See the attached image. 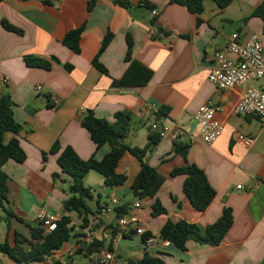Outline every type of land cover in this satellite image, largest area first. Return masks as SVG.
Wrapping results in <instances>:
<instances>
[{
    "label": "crops",
    "instance_id": "1",
    "mask_svg": "<svg viewBox=\"0 0 264 264\" xmlns=\"http://www.w3.org/2000/svg\"><path fill=\"white\" fill-rule=\"evenodd\" d=\"M119 2L0 0V97L10 95L14 119L21 126L16 134L5 133L4 142L17 138L26 156L21 163L9 160L3 167L8 204L6 209L0 207V244L14 246L18 238L36 242L31 230L40 229L36 215L42 209L70 217L73 226L69 240L42 260L21 263L0 252V264H101L98 252L87 253L90 231L95 232L94 240L110 245V264H131L146 254L165 264H264V121L234 113L248 88L264 90V79L224 91L208 79L214 52L233 34L244 40L264 30V19L253 15L264 0H234L225 8L205 1L199 15L171 0ZM4 21L13 29H7ZM81 26L80 52H75L63 39ZM109 33L112 38L102 48ZM128 39L132 58L151 76L140 86L114 87L112 79H120L130 64L125 60ZM26 58L43 59L50 67L28 65ZM96 58L107 74L95 66ZM207 101L222 106L217 118L223 131L210 145L199 138L195 118ZM90 112L110 123L118 112L129 114L131 126L123 143L130 147L147 145L154 123L177 129L179 135L174 139L169 132L144 157L163 177L153 197L134 195L141 164L129 152L116 168L127 178L123 184L106 185L99 173L90 171L84 179L92 195L88 205L93 211L100 208L88 215L85 228L80 215L64 210L71 178L58 164L59 153L50 150L58 141L60 151L69 146L83 160H101L108 154L111 146L97 148L81 124ZM239 133L254 139L250 148L236 142ZM183 147L186 157L178 150ZM186 164L203 170L216 192L204 211L195 209L184 193L185 176L172 175ZM113 199L115 211L102 213ZM156 200L166 213L153 215ZM225 208L231 209L233 223L218 245L189 240L181 249L160 237L169 220L196 224L204 232ZM122 217L130 221L126 229L119 225ZM137 228L156 243L147 246Z\"/></svg>",
    "mask_w": 264,
    "mask_h": 264
},
{
    "label": "trees",
    "instance_id": "2",
    "mask_svg": "<svg viewBox=\"0 0 264 264\" xmlns=\"http://www.w3.org/2000/svg\"><path fill=\"white\" fill-rule=\"evenodd\" d=\"M186 6L188 11L194 14H202L204 11L205 1H213L219 8H225L234 0H171ZM119 2V0H117ZM122 4L121 2H119ZM123 5H128L124 3ZM92 6V3L89 4ZM254 16H259L264 19V4L259 5L253 12ZM7 29H13L7 22H3ZM83 26L78 29L68 32L63 43L75 52H80L79 39L83 30ZM112 38L109 33L102 44L104 48ZM126 62H129V67L125 74L120 79H112L114 87H135L145 84L151 72L144 68L138 61L132 58V42L128 39V49L125 55ZM26 62L31 66H39L43 68L50 67V63L40 58H26ZM94 64L101 71L107 74L106 69L98 62L97 58ZM143 68L142 72L139 69ZM14 103L9 94H3L0 97V207L6 209L8 204V175L5 173L3 167L9 160L16 162H23L26 158L17 138L13 137L8 143L4 142V135L7 132L18 133L21 126L15 121L13 114ZM131 117L129 114L118 112L115 114V122L110 123L107 120L100 119L94 116L93 113H88L82 119V126L88 131L92 141L97 148L109 144L111 150L101 160L93 157L83 160L71 147H66L60 151L59 142L51 148V153H59L58 164L62 172L71 178V185L69 187L70 196L64 202L63 207L65 211L76 212L82 218V227H87L89 223L88 215L95 214L99 211V205L96 211H93L88 205V200L92 199L91 189L86 187L84 179L90 171L99 173L106 185L123 184L126 181V176L118 174L116 168L124 153L129 152L135 156L141 164V169L135 178L133 185V192L137 198L143 199L146 197H153L160 188L163 177L160 176L157 170L144 161L147 151L150 150L160 140L158 134H151L150 141L143 148L130 147L123 143V139L127 137L130 126ZM181 154L186 157V148L178 149ZM182 174L185 176L183 190L189 198L193 207L198 211H204L216 195L215 190L211 187L208 179L199 167L193 164H186L183 167L173 170L172 175ZM118 214H121L119 209H116ZM166 213V210L160 204L159 200L153 205V215ZM13 215V214H11ZM70 217L64 215L60 218L55 231L45 233V230L40 229L31 230L32 238L36 239L33 242L29 239H17L14 246L8 243L0 244V252L9 255L21 263H31L42 260L45 256L51 255L55 250L59 249L71 236L73 226H70ZM233 223V216L230 208H225L222 216L213 224L209 225L206 230L201 231L196 224L186 221H167L160 230V237L164 241L184 249L185 244L189 240H194L202 245H218L222 242L225 235L231 228ZM151 237L150 234L143 236V242ZM106 246L103 241L94 240L88 247V255L98 252L99 249ZM110 248V245H107ZM63 264V263H59ZM131 264H165L163 260L158 257H153L146 254L143 259Z\"/></svg>",
    "mask_w": 264,
    "mask_h": 264
},
{
    "label": "built area",
    "instance_id": "3",
    "mask_svg": "<svg viewBox=\"0 0 264 264\" xmlns=\"http://www.w3.org/2000/svg\"><path fill=\"white\" fill-rule=\"evenodd\" d=\"M152 14L157 15V11L153 10ZM209 81L214 84L218 90H228L237 86H241L251 80L264 79V30L251 34L247 39H241L235 33L225 43V45L214 52ZM41 87L38 86L37 90ZM58 99L53 100V104H57ZM222 111V106L214 104L211 101L204 103L197 111L195 118L200 124L199 138L202 142L210 145L216 141L223 131V124L217 118V114ZM234 113L244 116H255L264 121V90L258 87L248 88L242 95L241 99L234 107ZM169 132L176 139L179 135L177 129H171L163 126L161 123H154L151 126V133L158 134L160 138H164ZM235 140L244 148H250L254 139L243 134H237ZM241 188V186H239ZM117 200L113 199L110 205L104 206L102 213H112L115 211ZM137 208L139 203L135 204ZM60 216L55 212L39 210L36 215V221L39 226L50 233L56 230ZM130 224L129 219L122 217L119 220L121 228L126 229ZM136 233L145 235L143 228H137ZM89 238L93 242L95 232H89ZM168 242V241H166ZM156 243L154 237H148L145 241L147 246ZM99 262L101 264H110L112 254L107 246H103L98 251Z\"/></svg>",
    "mask_w": 264,
    "mask_h": 264
},
{
    "label": "rangeland",
    "instance_id": "4",
    "mask_svg": "<svg viewBox=\"0 0 264 264\" xmlns=\"http://www.w3.org/2000/svg\"><path fill=\"white\" fill-rule=\"evenodd\" d=\"M97 188V187H96Z\"/></svg>",
    "mask_w": 264,
    "mask_h": 264
}]
</instances>
